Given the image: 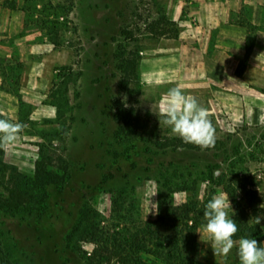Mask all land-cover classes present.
Wrapping results in <instances>:
<instances>
[{"label": "rangeland", "instance_id": "1", "mask_svg": "<svg viewBox=\"0 0 264 264\" xmlns=\"http://www.w3.org/2000/svg\"><path fill=\"white\" fill-rule=\"evenodd\" d=\"M170 2L23 1L25 29L45 50L32 54L42 64L36 81L20 80V58L30 54H15L7 65L0 57L2 88L21 98L20 116L0 119L23 125L16 142L0 147V173L5 163L34 177L45 162L49 180L35 201L13 212L2 207L9 193L0 183V249L12 262L87 264L100 246L132 263L160 262L177 249L205 262L240 264L238 241L227 257H215L201 240H209L203 212L223 193L231 218L246 181L261 180L264 188V3L228 0L220 7L245 26V52L224 71L226 85L197 98L215 128V147L202 151L160 125L142 84L143 58L158 60L147 49L150 39L178 29ZM6 173L8 180L13 172ZM82 210L90 220L69 241Z\"/></svg>", "mask_w": 264, "mask_h": 264}, {"label": "crops", "instance_id": "2", "mask_svg": "<svg viewBox=\"0 0 264 264\" xmlns=\"http://www.w3.org/2000/svg\"><path fill=\"white\" fill-rule=\"evenodd\" d=\"M24 0H0V57L5 64L13 60L15 54L25 55L21 67L20 80H38L40 66L32 57L39 50H45L36 41L37 34L25 29L26 13L21 8ZM238 2V0H235ZM259 4L264 0H257ZM228 0H172L166 7L169 18L176 22L173 35H163L150 39L147 49L157 54L158 60L151 62L143 58L141 79L146 93L155 101L161 111L166 107V93L177 85L185 95L194 96L206 93L209 86H224L227 78L224 71L234 68L238 58L245 52V26L224 13L220 7ZM185 8L188 14L183 15ZM46 54L41 56L44 60ZM151 58V57H150ZM3 59H0V61ZM146 61V63L144 62ZM11 64V63H10ZM4 74L0 71V114L12 118L20 116V99L2 88ZM37 88V82L33 84ZM24 100L32 101V99ZM12 105L14 110L7 108Z\"/></svg>", "mask_w": 264, "mask_h": 264}, {"label": "clouds", "instance_id": "3", "mask_svg": "<svg viewBox=\"0 0 264 264\" xmlns=\"http://www.w3.org/2000/svg\"><path fill=\"white\" fill-rule=\"evenodd\" d=\"M157 115L160 125L168 126L172 134L185 144L196 145L202 151L215 147V128L208 110L194 96L185 95L181 86L177 85L167 91L166 107ZM22 131V124L0 119V147L6 149L12 145ZM230 207L229 197L223 193L214 195L205 205L203 216L206 224L203 231L209 240H203L202 236L201 240L211 245L215 257H227L237 244L233 237L239 229L235 221L229 218L227 210ZM260 207L264 208V204ZM260 222L257 219V224ZM238 256L240 264H264V247H260L254 238L242 237L238 241Z\"/></svg>", "mask_w": 264, "mask_h": 264}, {"label": "trees", "instance_id": "4", "mask_svg": "<svg viewBox=\"0 0 264 264\" xmlns=\"http://www.w3.org/2000/svg\"><path fill=\"white\" fill-rule=\"evenodd\" d=\"M251 53V47L247 45L245 61H247ZM264 92V90H263ZM2 151V150H1ZM3 168L1 169V178L0 183L6 188L9 193V196L3 200L2 207L10 212L20 209L23 206L28 205L35 201L38 196L36 192L46 189L48 180V164L45 162H38L37 170L34 177H28L17 171V168L13 165H7L2 163ZM12 170L13 173L10 174L8 180H6L7 171ZM68 171L65 170L61 179L65 177ZM263 181L259 180L257 182L248 183L245 182L242 187L243 195L240 201H236V211L235 214L231 217L237 224L239 231L233 237L235 241H239L240 238H249L256 239L260 247H264V208L260 206L264 204V190H262ZM250 185V188H247ZM264 189V188H263ZM35 191V192H34ZM257 219L261 222L257 224ZM90 220V211L82 210V216L78 223L77 228L73 230V233L69 236V241L73 240L76 235L80 234L81 229L84 223ZM192 226H189V229L192 230ZM191 236H193L192 241L195 242V233L191 231ZM175 249L174 255L163 256V259L158 262L152 258L136 257L135 262L132 263L130 260H127L126 257H121L119 253H114L111 250H104L102 247H95L93 254L88 258L87 264H221V263H212L205 262L197 259L196 257H188L186 253L177 255ZM120 261L115 262L114 259L118 258ZM125 259L126 261H122ZM131 262V263H130ZM0 264H17L10 260L7 253L0 249Z\"/></svg>", "mask_w": 264, "mask_h": 264}]
</instances>
